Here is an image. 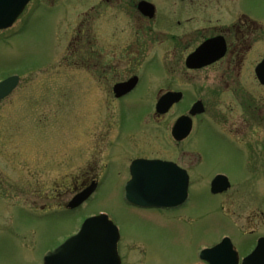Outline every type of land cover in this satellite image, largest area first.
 Listing matches in <instances>:
<instances>
[{"label":"flooded vegetation","instance_id":"flooded-vegetation-1","mask_svg":"<svg viewBox=\"0 0 264 264\" xmlns=\"http://www.w3.org/2000/svg\"><path fill=\"white\" fill-rule=\"evenodd\" d=\"M76 1L80 9L78 29L77 35L72 32L66 43V67L72 65L91 81L84 83L87 86L81 92L85 102L120 108L111 138L115 146L107 148L113 158L105 160L102 171L109 169L116 159V150L122 149L120 125L126 116L122 112L124 106H154L150 118L170 133L177 120L188 116V123L183 120L177 125V134L184 136L174 139L176 157L130 156L124 164L128 172L125 182L130 179L131 163L137 158L172 160L187 171L189 188L207 183L210 192L215 177L223 174L227 187L211 192L210 207L221 212L231 228L213 242L202 243L198 250L213 247L226 238L224 248L229 252L230 247L232 251L225 259L227 264L230 255L233 261L237 259V264H243L261 242L264 250V78L260 75L264 61V0ZM151 51L153 59L160 61L161 70L156 76L158 82L149 86L146 79L153 75L139 64L145 63ZM130 79H136L132 88L115 90ZM150 90L156 92L154 99L147 96ZM167 93H174L176 101L167 112L155 113L158 99ZM194 107L196 112L191 113ZM169 114L174 116L172 124L167 122ZM66 134L65 140L61 139L64 145L53 146L40 155L35 132H17L11 140L7 134H0V204L9 197L14 199V205L18 203L29 212L68 209L71 184L65 162L69 159L65 155ZM201 137H205V145H198ZM10 141L14 146L8 152ZM97 141L95 138L92 143L96 145ZM81 142L85 145L86 140ZM210 150L223 154L235 167L208 174ZM25 151L30 155L29 174L20 166ZM39 164L49 165V172H57L53 196L39 187ZM93 182L98 185L97 176L84 171L73 179L72 187L79 188L77 193ZM45 184L51 186L48 180ZM188 201L189 196L177 206L156 209L179 212ZM208 263L201 259V264Z\"/></svg>","mask_w":264,"mask_h":264},{"label":"rangeland","instance_id":"rangeland-1","mask_svg":"<svg viewBox=\"0 0 264 264\" xmlns=\"http://www.w3.org/2000/svg\"><path fill=\"white\" fill-rule=\"evenodd\" d=\"M79 12L76 0H56L54 4L32 0L15 23L0 32V79L14 73L20 75L14 92L0 102V134H7L11 140L17 132L30 131V135L35 132L40 155L41 151L45 153L53 146L64 145L61 139L65 140L67 133L65 155L69 159L65 162L71 184L68 198L79 189L72 187L73 179L84 171L97 176L99 182L90 198L75 209L29 212L18 203L14 205L13 198L6 197L0 204V264H44L47 252L75 234L86 218L99 213L107 214L120 230L122 264H201L199 245L213 242L231 228L224 215L210 207L213 198L207 183L189 188L188 204L179 212L136 207L125 199L128 172L124 164L129 162L130 156L176 157L172 134L150 118L154 106L123 107L126 116L120 125L122 149L116 148V159L107 171H102L105 160L111 156L107 148L115 146L111 138L118 125L120 108L112 104L97 107L96 101L85 102L81 92L87 86L84 83L91 81L72 65L69 69L66 67V43L72 32L77 35ZM148 56L139 66H146L153 75L146 79L152 86L151 82H158L156 76L161 64L153 59L152 51ZM147 96L154 99L156 92L150 90ZM173 117L169 114L167 122L172 124ZM83 138L85 145L81 142ZM95 138L96 145L92 143ZM198 142L205 145V137ZM13 146L12 141L8 142L10 148L6 151L10 152ZM209 155L208 174L235 167L221 153L210 150ZM21 158V169L29 174L28 151L22 153ZM47 167L51 168L42 164L37 167L39 187L53 196L57 172L54 169L49 172ZM46 180L51 186H46ZM183 211L191 215L184 216L187 214ZM147 258H151L150 261L147 262Z\"/></svg>","mask_w":264,"mask_h":264},{"label":"water","instance_id":"water-1","mask_svg":"<svg viewBox=\"0 0 264 264\" xmlns=\"http://www.w3.org/2000/svg\"><path fill=\"white\" fill-rule=\"evenodd\" d=\"M29 1L0 0V29L11 26ZM260 67H263L260 75L264 78V61ZM18 81V76L0 81V98L6 97ZM135 83L136 80L131 79L121 87L132 86ZM175 99L174 93L162 96L156 106L157 112L167 111ZM182 119L189 122L188 116ZM176 126L172 134L175 138L181 139L183 135H177ZM131 173L132 177L125 186L126 199L131 203L146 207H171L181 204L188 195L187 172L172 161L137 159L131 165ZM226 187L225 177L222 175L217 176L212 182V192L222 191ZM94 189L95 185H91L76 194L69 202V207L81 204ZM118 240L119 229L107 214L90 216L83 221L75 234L45 254L44 264H121ZM225 240L213 248L202 250L201 257L209 260V264H227L225 259L232 251L230 247L229 252L224 248ZM228 264H237V259L233 261L230 255ZM243 264H264L262 242L247 256Z\"/></svg>","mask_w":264,"mask_h":264}]
</instances>
